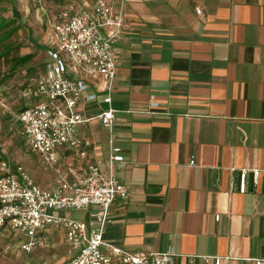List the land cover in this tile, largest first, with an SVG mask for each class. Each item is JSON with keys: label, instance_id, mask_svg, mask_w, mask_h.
<instances>
[{"label": "crops", "instance_id": "obj_1", "mask_svg": "<svg viewBox=\"0 0 264 264\" xmlns=\"http://www.w3.org/2000/svg\"><path fill=\"white\" fill-rule=\"evenodd\" d=\"M107 1L125 9L113 102L100 76L88 79L97 99L80 104L87 122L78 127L107 171L100 116L112 108L116 144L131 162L116 171L130 195L113 205L104 241L172 248L177 264H264V0ZM93 2L68 0L45 19V53L56 16ZM242 170L258 171L244 194Z\"/></svg>", "mask_w": 264, "mask_h": 264}, {"label": "built area", "instance_id": "obj_2", "mask_svg": "<svg viewBox=\"0 0 264 264\" xmlns=\"http://www.w3.org/2000/svg\"><path fill=\"white\" fill-rule=\"evenodd\" d=\"M196 12L200 15L201 9ZM124 24L123 1L94 0L91 11L64 10L51 26L45 69L30 94L35 104L23 109L17 122L28 148L54 172L53 185L41 186L20 164L0 162V233L14 232L21 240L19 249L25 253L33 252L48 231H57L63 234L71 253L66 264H177L179 255L172 248L166 252L128 251L104 241V232L113 223V205L130 195L116 171L131 162L116 144L117 119L112 108L100 116L108 131L107 171L93 159L79 136L78 127L87 122L79 106L97 99L89 92L88 79L100 76L105 103L111 106L113 102L115 47ZM157 107L152 100L150 110ZM250 173L257 182V170H242L241 194L247 190ZM71 211L84 212L86 217L76 221L60 215ZM219 219L216 216L215 220ZM202 259L208 262L212 258ZM221 261L215 258V264Z\"/></svg>", "mask_w": 264, "mask_h": 264}, {"label": "rangeland", "instance_id": "obj_3", "mask_svg": "<svg viewBox=\"0 0 264 264\" xmlns=\"http://www.w3.org/2000/svg\"><path fill=\"white\" fill-rule=\"evenodd\" d=\"M67 2L0 0V162L22 165L41 186H49L54 181V172L44 167L28 148L17 116L33 105L30 94L45 69L47 52L41 48L47 31L45 19L51 18ZM27 56L31 58L20 62ZM60 215L76 221L86 217L80 211ZM20 241L10 230L0 233V264H66L71 257L61 232L48 231L31 253L19 249Z\"/></svg>", "mask_w": 264, "mask_h": 264}, {"label": "trees", "instance_id": "obj_4", "mask_svg": "<svg viewBox=\"0 0 264 264\" xmlns=\"http://www.w3.org/2000/svg\"><path fill=\"white\" fill-rule=\"evenodd\" d=\"M31 57L30 56H27V57H25V58H22L21 60H20V62L22 61V62H24V61H27V60H29Z\"/></svg>", "mask_w": 264, "mask_h": 264}]
</instances>
